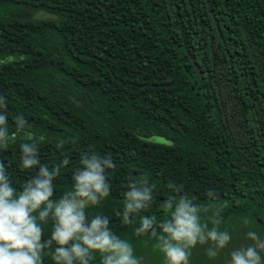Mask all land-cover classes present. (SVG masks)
Returning <instances> with one entry per match:
<instances>
[{"label":"trees","instance_id":"1","mask_svg":"<svg viewBox=\"0 0 264 264\" xmlns=\"http://www.w3.org/2000/svg\"><path fill=\"white\" fill-rule=\"evenodd\" d=\"M0 97L12 136L0 161L17 191L39 172L21 167L22 143H37L41 165L65 164L53 199L82 153L110 157V194L86 212L105 215L141 264H164L135 229L165 219L170 197L232 237L215 258L198 244L190 264H227L249 231L264 240V0H0ZM145 177L153 200L125 224L129 181ZM43 261L54 264L48 250Z\"/></svg>","mask_w":264,"mask_h":264},{"label":"clouds","instance_id":"2","mask_svg":"<svg viewBox=\"0 0 264 264\" xmlns=\"http://www.w3.org/2000/svg\"><path fill=\"white\" fill-rule=\"evenodd\" d=\"M0 108L7 109L2 97ZM25 123L23 117H17L18 130ZM6 124V116L0 115V148H6L12 139ZM20 148L21 167L25 170L39 167V172L17 191L0 161V264H44L45 250L54 264H95L97 257L99 264H141L132 244L112 232L105 215L97 213L89 217L86 212L110 194L111 186L105 175L106 170L115 168L110 157L82 153L80 168L73 174V187L53 199V181L65 164L52 168L41 165L35 142L22 143ZM170 187L179 191L176 186ZM125 196L123 211L116 215L129 224L134 214L150 205L153 186L147 177L130 180ZM208 196L213 197L214 193L209 191ZM163 208L165 219L157 221L143 216L135 232L155 238L154 247L163 254L164 264H190L192 250L209 242L212 246L207 255L215 258L232 239L229 232L219 229V219L212 218L211 228L202 222L201 208L187 196L178 200L170 197ZM49 223L51 231L45 239L44 225ZM246 237L252 243L232 250L227 264H264L261 255L264 240L254 231H249Z\"/></svg>","mask_w":264,"mask_h":264},{"label":"rangeland","instance_id":"3","mask_svg":"<svg viewBox=\"0 0 264 264\" xmlns=\"http://www.w3.org/2000/svg\"><path fill=\"white\" fill-rule=\"evenodd\" d=\"M34 17L38 19H44V18H51L52 16L46 15V13L44 12H40L39 14H35ZM152 141L164 142L162 139L158 137H153Z\"/></svg>","mask_w":264,"mask_h":264},{"label":"water","instance_id":"4","mask_svg":"<svg viewBox=\"0 0 264 264\" xmlns=\"http://www.w3.org/2000/svg\"><path fill=\"white\" fill-rule=\"evenodd\" d=\"M195 68H197V66H195Z\"/></svg>","mask_w":264,"mask_h":264}]
</instances>
